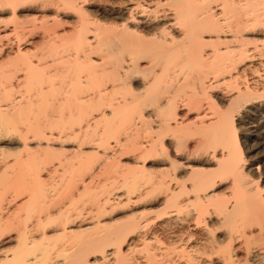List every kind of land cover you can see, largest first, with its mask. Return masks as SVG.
Returning <instances> with one entry per match:
<instances>
[{
    "label": "bare ground",
    "instance_id": "6f19581e",
    "mask_svg": "<svg viewBox=\"0 0 264 264\" xmlns=\"http://www.w3.org/2000/svg\"><path fill=\"white\" fill-rule=\"evenodd\" d=\"M0 264H264V0H0Z\"/></svg>",
    "mask_w": 264,
    "mask_h": 264
},
{
    "label": "rangeland",
    "instance_id": "374dc122",
    "mask_svg": "<svg viewBox=\"0 0 264 264\" xmlns=\"http://www.w3.org/2000/svg\"><path fill=\"white\" fill-rule=\"evenodd\" d=\"M31 52L34 53V52H35V48H32V49H31Z\"/></svg>",
    "mask_w": 264,
    "mask_h": 264
}]
</instances>
